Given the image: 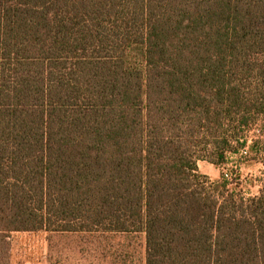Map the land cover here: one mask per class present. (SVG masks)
Returning a JSON list of instances; mask_svg holds the SVG:
<instances>
[{
  "label": "trees",
  "instance_id": "16d2710c",
  "mask_svg": "<svg viewBox=\"0 0 264 264\" xmlns=\"http://www.w3.org/2000/svg\"><path fill=\"white\" fill-rule=\"evenodd\" d=\"M260 120L264 164V0H0V264L42 230L264 264V174L247 197L198 165L248 154Z\"/></svg>",
  "mask_w": 264,
  "mask_h": 264
},
{
  "label": "rangeland",
  "instance_id": "374dc122",
  "mask_svg": "<svg viewBox=\"0 0 264 264\" xmlns=\"http://www.w3.org/2000/svg\"><path fill=\"white\" fill-rule=\"evenodd\" d=\"M262 120L247 132L245 154L240 147L230 153L223 166L199 161V169L211 179H219L223 173L229 180L239 182L245 196H256L262 186L264 164L250 144L259 137L257 129ZM247 149V148H246ZM12 264H146V235L144 232H51L21 231L11 234Z\"/></svg>",
  "mask_w": 264,
  "mask_h": 264
},
{
  "label": "built area",
  "instance_id": "2783aa9c",
  "mask_svg": "<svg viewBox=\"0 0 264 264\" xmlns=\"http://www.w3.org/2000/svg\"><path fill=\"white\" fill-rule=\"evenodd\" d=\"M245 154H247V151H243ZM226 176L228 177V174H226Z\"/></svg>",
  "mask_w": 264,
  "mask_h": 264
}]
</instances>
